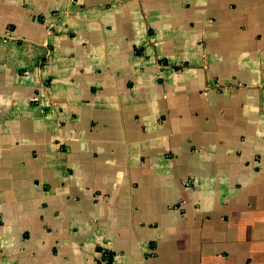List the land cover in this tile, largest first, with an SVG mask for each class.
<instances>
[{
    "label": "crops",
    "instance_id": "1",
    "mask_svg": "<svg viewBox=\"0 0 264 264\" xmlns=\"http://www.w3.org/2000/svg\"><path fill=\"white\" fill-rule=\"evenodd\" d=\"M0 264H264V0H0Z\"/></svg>",
    "mask_w": 264,
    "mask_h": 264
},
{
    "label": "built area",
    "instance_id": "2",
    "mask_svg": "<svg viewBox=\"0 0 264 264\" xmlns=\"http://www.w3.org/2000/svg\"><path fill=\"white\" fill-rule=\"evenodd\" d=\"M105 257H107V256H105ZM105 263H106V261H105Z\"/></svg>",
    "mask_w": 264,
    "mask_h": 264
}]
</instances>
